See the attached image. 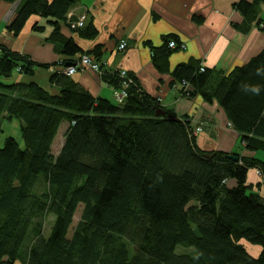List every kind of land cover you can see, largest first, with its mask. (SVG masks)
I'll return each mask as SVG.
<instances>
[{
  "label": "trees",
  "instance_id": "trees-1",
  "mask_svg": "<svg viewBox=\"0 0 264 264\" xmlns=\"http://www.w3.org/2000/svg\"><path fill=\"white\" fill-rule=\"evenodd\" d=\"M78 1L21 0L9 30L19 34L32 15L49 18L50 38L64 54H90L101 64L98 47L84 52L61 30ZM261 5L264 0L235 5L249 21L242 29L255 23L264 31ZM67 24L84 36L96 33L92 24ZM162 40L149 44L153 64L167 73L182 43L174 33ZM201 65L195 58L178 63L174 84L185 96L218 101L245 148L264 150V49L219 78ZM38 66L0 44V118L6 113L22 122L21 141L10 135L0 146V264H264V160L202 149L192 120L157 117L161 101L132 75L124 103L96 98L65 72L50 77L58 92L5 81L14 70L31 75ZM101 68L104 81L120 89V71ZM252 168L262 171L256 186L247 183ZM47 216L55 218L45 236Z\"/></svg>",
  "mask_w": 264,
  "mask_h": 264
},
{
  "label": "crops",
  "instance_id": "crops-1",
  "mask_svg": "<svg viewBox=\"0 0 264 264\" xmlns=\"http://www.w3.org/2000/svg\"><path fill=\"white\" fill-rule=\"evenodd\" d=\"M239 1L79 0L69 11L61 30L66 36L72 37L84 52L98 47V59L107 73L125 68L147 93L161 101L163 107L180 119L188 117L193 123L203 125L204 131L198 140L202 149L239 152L243 156H256L264 160V150L250 151L245 148L240 133L229 126L228 115L218 101H207L199 94L185 96L179 86L174 84L171 75L178 63L195 58L213 69L216 78H219L235 67L245 65L264 49V31L260 27L255 23L245 30L240 27L249 21L235 7ZM20 3L21 0L14 3L0 0V44L42 66L35 68L31 75L20 73L17 69L19 75L12 74L9 78L13 81L6 78V83L33 82L58 92L61 86L52 83L50 77L57 72L64 73L66 64L73 63L81 53L73 56L63 53L60 41L50 38L55 26L46 17L32 15L19 34L10 31L9 24ZM260 8L263 18L264 5ZM83 15L86 16V27L92 24L96 29L92 36H84L81 31L72 30L67 24L78 21ZM169 33L178 35L182 48L170 56V72L165 73L153 64L150 45H161L163 35ZM122 40L127 42L125 50L118 48ZM70 79L96 98L117 102L114 87L105 82L98 72L80 70ZM18 120L21 130L22 122ZM67 128L68 123L65 122L59 128L61 146ZM259 180L256 168L250 169L247 183L256 186ZM261 194L264 196L263 186ZM252 247L257 248L255 252L260 251L259 246Z\"/></svg>",
  "mask_w": 264,
  "mask_h": 264
},
{
  "label": "built area",
  "instance_id": "built-area-1",
  "mask_svg": "<svg viewBox=\"0 0 264 264\" xmlns=\"http://www.w3.org/2000/svg\"><path fill=\"white\" fill-rule=\"evenodd\" d=\"M86 16L83 15L78 21L72 23V27H81L85 24ZM170 47H175L176 43L174 40H171L169 43ZM127 47V42L125 40H122L119 44L118 48L119 50H125ZM200 67L202 71L205 70V65ZM78 70H91L98 72L100 75L103 73V70L101 68V64L90 54H83L80 58H78L74 63L69 64L66 66L64 72L67 75H74ZM121 78L123 79V85L120 89L115 88L114 89V97L117 101V103H124L127 96H128V90L127 88L132 83V78L129 76L128 71L126 69H123L120 71ZM189 87V84H188ZM202 127L198 126L197 132L195 131V134L198 135L200 132H202ZM256 171L258 173V176L262 178V171L259 168H256Z\"/></svg>",
  "mask_w": 264,
  "mask_h": 264
},
{
  "label": "rangeland",
  "instance_id": "rangeland-1",
  "mask_svg": "<svg viewBox=\"0 0 264 264\" xmlns=\"http://www.w3.org/2000/svg\"><path fill=\"white\" fill-rule=\"evenodd\" d=\"M201 66H203V65H201ZM121 70H123V69H121ZM12 74L13 75H16V74L19 75V72H17V70H14ZM5 81H6V79H5ZM8 81L12 82L13 80H11L9 78ZM194 124H195V126L193 127L194 131L197 132V128L201 124H197L195 122H194ZM228 124H229V126L231 125L230 122ZM10 135H13L18 141H21V139H22L19 120L17 118L12 119V120H6V113H5V115L0 118V146H3L5 139L7 138V136H10ZM60 139L62 140V137H61L60 131H59V134L56 138V141H55L53 149H52V151L55 155H57L59 153V151L62 147L60 144ZM223 152H226V154H228V155H234L235 154V152H232V153L227 152V151H223ZM260 182H261V180H259V183ZM82 208H83V206L80 205L79 209L77 210V212L74 216V221H73V224H72V227L70 230V236L73 234V231H74L77 223L81 219ZM54 218L55 217L52 218V216H47V219H46L45 225H44V235L45 236H48L50 234L52 223L54 222ZM247 246L249 247L248 248L249 251H251L252 253H255V251H257V248H255V247L253 248L251 245L250 246L247 245ZM17 264H20V263L18 262Z\"/></svg>",
  "mask_w": 264,
  "mask_h": 264
},
{
  "label": "water",
  "instance_id": "water-1",
  "mask_svg": "<svg viewBox=\"0 0 264 264\" xmlns=\"http://www.w3.org/2000/svg\"><path fill=\"white\" fill-rule=\"evenodd\" d=\"M72 62L67 63L66 65L71 64ZM156 116H165L168 117L170 119L179 121L181 120L178 116H176L175 114H173L172 112H168L166 109H164L163 107H158L156 110ZM207 157L211 158L213 155L212 154H206ZM230 157H233L234 159H239V156L237 155H229Z\"/></svg>",
  "mask_w": 264,
  "mask_h": 264
},
{
  "label": "bare ground",
  "instance_id": "bare-ground-1",
  "mask_svg": "<svg viewBox=\"0 0 264 264\" xmlns=\"http://www.w3.org/2000/svg\"><path fill=\"white\" fill-rule=\"evenodd\" d=\"M68 66V65H67ZM158 117V116H157ZM198 140H199V137H198ZM199 144V143H198Z\"/></svg>",
  "mask_w": 264,
  "mask_h": 264
}]
</instances>
